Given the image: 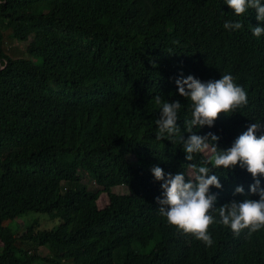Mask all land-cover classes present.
I'll return each mask as SVG.
<instances>
[{"label":"trees","instance_id":"obj_1","mask_svg":"<svg viewBox=\"0 0 264 264\" xmlns=\"http://www.w3.org/2000/svg\"><path fill=\"white\" fill-rule=\"evenodd\" d=\"M255 15L237 16L226 0H0V264H264V228L235 235L214 223L206 246L169 224L151 172L188 177L210 157L187 161L178 137L156 139L157 95L180 101L177 125L189 135L192 102L177 78L227 74L246 91L247 105L193 129L218 136L219 149L264 125ZM237 21L241 29L223 27ZM15 41L23 47L8 48ZM213 174L217 207L259 198L246 169Z\"/></svg>","mask_w":264,"mask_h":264},{"label":"clouds","instance_id":"obj_2","mask_svg":"<svg viewBox=\"0 0 264 264\" xmlns=\"http://www.w3.org/2000/svg\"><path fill=\"white\" fill-rule=\"evenodd\" d=\"M226 4L237 16L254 9L255 19L264 22V3L261 0H226ZM223 27L235 31L241 29L242 24L239 21L225 22ZM252 31L254 36L260 37L264 34V27L256 26ZM175 83L178 94L192 102V118L184 121V131L189 135L184 139L177 125L182 107L180 101L163 100L157 95L154 102L160 108V115L155 121L158 127L156 139L172 141L178 137L187 161L204 152H209L210 157L200 166L190 165L188 177L183 172L165 174L159 166L151 169L155 180L163 181V198H157L160 214L166 217L169 224L184 234L193 235L206 246L213 244L209 227L214 223L230 228L235 235L245 229L251 234L264 228V188L260 187V180L257 179L264 177V125L251 123L225 150L218 148L219 137L215 134L198 135L193 131L203 126L211 128L221 114L231 116L230 113L247 105L246 91L227 74L207 82L189 75L177 78ZM236 166L251 174L254 183L249 186V194L259 198L246 197L242 202L233 200L217 207V196L210 190L220 189L222 185L219 177L213 174V169L227 170ZM234 194L244 195L243 186H237Z\"/></svg>","mask_w":264,"mask_h":264},{"label":"rangeland","instance_id":"obj_3","mask_svg":"<svg viewBox=\"0 0 264 264\" xmlns=\"http://www.w3.org/2000/svg\"><path fill=\"white\" fill-rule=\"evenodd\" d=\"M8 48H12V47H15V46H20V47H23L22 44H20L19 42L15 41V42H12L11 44H8ZM113 191L116 193V194H126L127 193V190L125 187H118V188H115L113 189ZM30 218H35V219H38L40 221H44V218L41 217V216H31ZM42 224V228H50V227H54L55 226V223L51 221V223H48V222H40ZM11 227L15 228V225L12 224ZM41 256H45L47 254V250L44 249V248H40V253H39Z\"/></svg>","mask_w":264,"mask_h":264}]
</instances>
